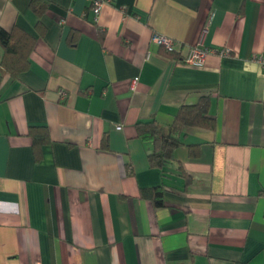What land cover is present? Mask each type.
Wrapping results in <instances>:
<instances>
[{
  "label": "crops",
  "instance_id": "obj_1",
  "mask_svg": "<svg viewBox=\"0 0 264 264\" xmlns=\"http://www.w3.org/2000/svg\"><path fill=\"white\" fill-rule=\"evenodd\" d=\"M94 1L0 0V27L34 39L18 77L0 45V264H264V0ZM206 26L216 52L183 64ZM204 97L215 129L151 167L137 122Z\"/></svg>",
  "mask_w": 264,
  "mask_h": 264
},
{
  "label": "trees",
  "instance_id": "obj_2",
  "mask_svg": "<svg viewBox=\"0 0 264 264\" xmlns=\"http://www.w3.org/2000/svg\"><path fill=\"white\" fill-rule=\"evenodd\" d=\"M0 45L3 48V58L1 65L5 72H9L13 77H18L28 66L29 55L34 46V39L27 33L15 31L7 32L0 27ZM164 53L168 56H175V50H167L162 47ZM2 73L0 74V79ZM210 101L208 97L202 98L198 104L191 106H182L174 122L169 126L162 125L156 119L148 121H139L136 124L137 136L143 141H152L154 148L148 154V160L151 167L165 169L175 161V151L183 142L181 133L185 128L215 129V119L209 112ZM30 136L33 139L34 146L39 149L45 143L50 141V134L46 127H31ZM105 147L108 146V140L103 141ZM194 145H189L192 152ZM130 168V167H129ZM180 170L182 168L180 167ZM162 187L154 188L151 191L152 201L155 207L164 206V197L161 191ZM148 192H143L142 196H149Z\"/></svg>",
  "mask_w": 264,
  "mask_h": 264
},
{
  "label": "built area",
  "instance_id": "obj_3",
  "mask_svg": "<svg viewBox=\"0 0 264 264\" xmlns=\"http://www.w3.org/2000/svg\"><path fill=\"white\" fill-rule=\"evenodd\" d=\"M101 5H102L101 1L99 0L94 1V11L96 14H98V12L100 11ZM207 31H208V27L206 26L203 29L198 42L189 49L188 54L182 59L183 64L193 66V67H203L207 60V57L210 54H213L216 52L214 49H210L209 47H207L204 43V38L207 34ZM152 41L153 43L161 47H164L167 50H170V51L175 50L176 43L168 37H165L162 35H154L152 38ZM228 52L229 51L227 49L220 51L222 55H226L228 54ZM259 62L264 68V54L261 55V57L259 58ZM136 83H137V79L134 80L133 88L135 87ZM60 96L61 98L65 97L64 91L60 92Z\"/></svg>",
  "mask_w": 264,
  "mask_h": 264
}]
</instances>
